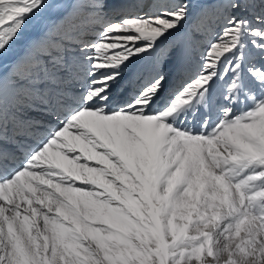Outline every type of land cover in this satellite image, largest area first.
I'll list each match as a JSON object with an SVG mask.
<instances>
[{"label": "snow or ice", "instance_id": "obj_1", "mask_svg": "<svg viewBox=\"0 0 264 264\" xmlns=\"http://www.w3.org/2000/svg\"><path fill=\"white\" fill-rule=\"evenodd\" d=\"M0 264H264V0H0Z\"/></svg>", "mask_w": 264, "mask_h": 264}]
</instances>
